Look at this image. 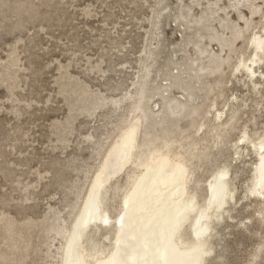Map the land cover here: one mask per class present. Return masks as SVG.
<instances>
[{"label":"rangeland","instance_id":"1","mask_svg":"<svg viewBox=\"0 0 264 264\" xmlns=\"http://www.w3.org/2000/svg\"><path fill=\"white\" fill-rule=\"evenodd\" d=\"M254 35H264V0H0V264H60L92 182L133 124L134 150L108 188L112 219L148 166L138 158L191 167L186 188L199 203L228 169L237 207L214 222L206 263L264 264V194L237 199L258 157L231 148L238 129L264 130V64L254 81L235 70ZM234 110L221 134L214 115ZM113 238L114 223L96 254L81 244L82 258L104 259Z\"/></svg>","mask_w":264,"mask_h":264},{"label":"bare ground","instance_id":"2","mask_svg":"<svg viewBox=\"0 0 264 264\" xmlns=\"http://www.w3.org/2000/svg\"><path fill=\"white\" fill-rule=\"evenodd\" d=\"M261 42H264V35L252 36L248 41V47L252 50L251 52H253L252 57L249 59L250 64L247 63V61H245L243 58L242 60L240 59L239 64L237 67H235V70H243L247 77H249L252 81H254L253 78L257 73L254 65L264 58V53L260 51ZM214 64L216 68H220L219 64L216 62H214ZM248 69L251 71L249 72ZM199 70L204 72L205 68L201 67ZM256 86L257 85L254 84V87L252 88L257 92ZM229 110H231V108ZM171 111L174 113L173 110ZM235 111L237 110H234L229 120L225 121L221 120L225 112H217L213 118L215 121V125L213 127L219 130L221 134H223L224 128L228 125L235 127L233 123L236 119ZM201 129L202 126L197 128V131ZM216 138L217 142L213 145V147L219 149L221 144H223L224 139H222L221 136H216ZM114 149H116L117 152L116 158L114 160L115 162L106 163L104 165L103 171L96 176L91 184L90 190L92 189L93 184L98 182V177L99 181H101L103 184V188L100 192L99 210L88 218V222L83 227L82 234L79 236L78 241L72 245L70 258L73 264H88L87 261L84 260L85 257L82 258L83 255L81 253V249L84 247L81 248V244L83 242L88 243L87 245L90 246L88 250L89 254L91 256L96 254L98 249L96 250L97 243L94 242L96 240L95 237L100 234L103 228L109 230L112 223H114L112 251L104 259L92 262V264H188L191 250L197 246L202 247L204 252L208 253L207 255L201 257V264H208L206 263V258L212 252L209 238L211 237V232L214 230L213 224L216 221H222L224 217L223 215L228 212L226 208V206H228V202L233 201L234 199L233 190L231 189L232 187H230L231 185L229 186V182L227 181L228 172H226V175L223 178L220 176V171L213 175V180L207 183L208 193L206 189L204 201L199 203L197 202V198L194 196V194L191 191L188 192L186 188L188 183L191 184V182H193L192 177L194 172L191 167L188 166L189 168L186 169L182 164H173L170 162L169 158L165 156L154 158L151 155L152 157L150 156V159H144L142 161H140L138 158L137 162H134L137 166L144 165L146 162L148 163V166L134 182L133 188H136V193L129 202L128 209L124 208V203L130 191L121 201L122 208L120 215H124L125 217L123 225H121L118 222L119 216L113 220L105 206L110 182L129 162V159L127 161L122 160V153L125 151L122 140ZM206 152L202 153L203 158L204 160L209 161L211 152ZM252 152L255 153L258 158L252 167V177L249 181V184L246 185V189L255 186L260 180L258 175V166L260 164L258 146L257 149ZM236 154L238 153L236 152ZM201 166L203 167V165ZM197 182L199 181H196V183ZM114 184H116V182H114ZM120 187L121 186L117 184L115 186V190L121 189ZM214 191L217 194V200L223 201V206L219 209V211H216V204H213L212 208L210 209L208 206V201L212 198ZM189 201L194 202L193 210L187 213L186 218L180 227L178 229H174L173 225L175 223L178 211L186 202ZM206 209L207 211H205L204 218L200 219V223L197 225L196 220L199 218L200 212ZM83 212L84 207H82L80 215L77 217V219L71 224L69 231L62 243L60 264H65V260L68 258L66 257V252L68 251L69 243L72 240L73 226L80 219ZM104 219L108 220L107 224L103 222ZM197 230H202L199 237H197L196 234ZM84 236L85 239H83ZM84 251L83 253L86 252ZM101 252L103 251L101 250ZM89 254L87 253V255ZM100 256L101 255H99V257ZM221 258L222 257H220V259Z\"/></svg>","mask_w":264,"mask_h":264},{"label":"snow or ice","instance_id":"3","mask_svg":"<svg viewBox=\"0 0 264 264\" xmlns=\"http://www.w3.org/2000/svg\"><path fill=\"white\" fill-rule=\"evenodd\" d=\"M260 51L264 53V42H261L260 44ZM262 64H264V58L261 60ZM250 72L251 70L248 69ZM251 137L249 139L248 137ZM233 139L236 141L234 145H231L232 150L236 151L239 155H243V149L249 148L250 151H254L257 149L258 146V152H259V159L260 164L258 166V175L260 177L259 183L255 186L250 187L249 189L244 191L243 197H237V199L240 200L241 204L244 203L245 200H247L249 193L252 196L261 195L264 194V130H261V132L257 134H253L248 132L244 129H238L236 136L233 137ZM121 140L123 142V146L125 148V151L122 153V160L127 161L129 159L130 153L134 150L135 143H136V127L130 126L128 127L125 132L123 133ZM251 146V147H250ZM229 161H231V156L229 157ZM226 169H222L220 171V176L223 178L226 175ZM103 188V184L101 181L93 184L92 189L87 192V200L84 202V212L81 214L80 219L77 221V223L73 226V232H72V240L69 243V249L66 252V257H68L65 260V264H73L71 260V249L72 245L75 244L79 236L82 234L83 227L88 222V218L91 217L95 212L99 210V200H100V192ZM259 189V191H258ZM136 188H133L130 192L128 197L125 199L124 208L128 209L129 202L132 200V198L135 196ZM193 201L186 202L183 207L178 211L177 217L175 220V223L173 225L174 229H178L180 225L184 222L186 215L188 212H191L193 210ZM213 204H216V211H219V209L223 206L222 200H217V194L213 193V196L208 201L209 209L212 208ZM232 207L236 208L237 205L235 201L232 203ZM206 210H202L200 212L199 218L196 220L197 225L200 223V219L204 218ZM124 215H119L118 222L123 225L124 221ZM242 219V217H241ZM261 219L264 220V215L261 216ZM105 224L108 223L107 219H104L103 221ZM248 222L245 221V224ZM245 225H241V227H244ZM202 230H197L196 234L197 237L201 235ZM119 243V240H118ZM261 252H264V247L261 248ZM208 253L204 252L203 248L200 246L194 247L191 250L190 259L188 261V264H201V257L204 255H207ZM249 264H255V259L249 261Z\"/></svg>","mask_w":264,"mask_h":264}]
</instances>
